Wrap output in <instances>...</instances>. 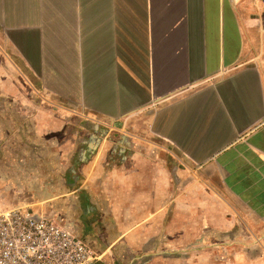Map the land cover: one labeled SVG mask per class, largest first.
<instances>
[{
	"label": "crops",
	"instance_id": "1",
	"mask_svg": "<svg viewBox=\"0 0 264 264\" xmlns=\"http://www.w3.org/2000/svg\"><path fill=\"white\" fill-rule=\"evenodd\" d=\"M0 207L90 264H264L259 0H0Z\"/></svg>",
	"mask_w": 264,
	"mask_h": 264
},
{
	"label": "built area",
	"instance_id": "2",
	"mask_svg": "<svg viewBox=\"0 0 264 264\" xmlns=\"http://www.w3.org/2000/svg\"><path fill=\"white\" fill-rule=\"evenodd\" d=\"M264 10V0H259ZM98 255L81 239L28 208L0 207V264H90Z\"/></svg>",
	"mask_w": 264,
	"mask_h": 264
}]
</instances>
